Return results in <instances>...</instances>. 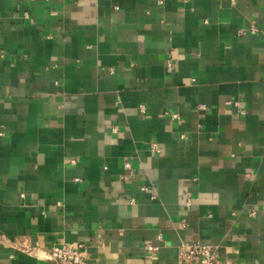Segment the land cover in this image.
<instances>
[{"label": "crops", "instance_id": "crops-1", "mask_svg": "<svg viewBox=\"0 0 264 264\" xmlns=\"http://www.w3.org/2000/svg\"><path fill=\"white\" fill-rule=\"evenodd\" d=\"M182 241L264 264V0H0V264Z\"/></svg>", "mask_w": 264, "mask_h": 264}, {"label": "built area", "instance_id": "built-area-1", "mask_svg": "<svg viewBox=\"0 0 264 264\" xmlns=\"http://www.w3.org/2000/svg\"><path fill=\"white\" fill-rule=\"evenodd\" d=\"M187 1V0H183ZM27 17V14H24ZM250 32L253 33L256 31L255 27H250ZM240 35L244 34V30L238 32ZM168 70H172L173 63L171 59H168L166 62ZM226 105L239 107V100L232 99L225 102ZM197 109L204 110L205 106L203 104L196 105ZM138 110L141 113L145 112V107L140 105ZM240 113H244L243 109H239ZM169 119L176 120L179 119L178 113H164ZM111 131L116 132L117 126L112 125ZM181 138L184 136L181 135ZM151 151H158L155 143H150ZM74 163V161H72ZM133 176V169L131 163L128 160L123 161L122 171L120 173V179L127 182ZM150 187L144 185L141 187L142 191H148ZM151 198L155 199L156 194L152 193ZM130 203H133V200L130 199ZM191 199L185 201L186 205H190ZM257 210L253 207L248 208V215L255 217ZM160 239V235H158ZM143 249L146 254L151 255L154 252L158 251L159 246L152 244H145ZM26 251L36 257L39 260L45 261L47 264H87L88 256L86 253V247L83 243L79 242H61L57 245L52 246L50 250H44L41 248H29ZM176 264H224V261L221 259L219 250L216 246L203 244L200 242H188L182 241L177 247V260Z\"/></svg>", "mask_w": 264, "mask_h": 264}]
</instances>
